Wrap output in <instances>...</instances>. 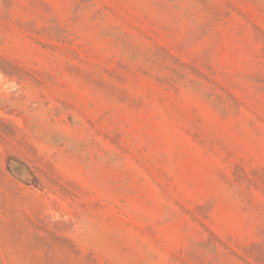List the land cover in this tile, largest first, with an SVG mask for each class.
<instances>
[{
  "label": "rangeland",
  "instance_id": "374dc122",
  "mask_svg": "<svg viewBox=\"0 0 264 264\" xmlns=\"http://www.w3.org/2000/svg\"><path fill=\"white\" fill-rule=\"evenodd\" d=\"M0 264H264V0H0Z\"/></svg>",
  "mask_w": 264,
  "mask_h": 264
}]
</instances>
